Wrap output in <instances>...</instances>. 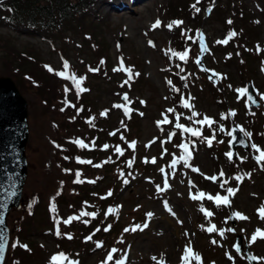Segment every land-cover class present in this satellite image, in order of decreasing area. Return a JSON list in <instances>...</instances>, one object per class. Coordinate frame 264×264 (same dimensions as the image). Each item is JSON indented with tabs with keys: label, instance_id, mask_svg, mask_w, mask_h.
<instances>
[{
	"label": "rangeland",
	"instance_id": "obj_1",
	"mask_svg": "<svg viewBox=\"0 0 264 264\" xmlns=\"http://www.w3.org/2000/svg\"><path fill=\"white\" fill-rule=\"evenodd\" d=\"M95 4L92 17L55 34L24 27L14 30L2 21L0 10V76L11 78L25 100L28 125L23 204L8 216L4 264H67L59 257L51 262L58 253L78 264H102L113 248L118 251L108 264L125 254V264H157L161 258L162 264H181L189 243L200 264H250L233 247L237 234L254 256L264 257V239L246 242L257 228L264 230V221L257 216L264 203V165L253 159L257 153L250 146L247 151L237 147L231 160L225 155L230 151L232 126L251 132L248 144L264 149V100L260 99L264 0ZM156 20L161 24L153 29ZM173 21L183 23L169 29ZM229 33L235 35L229 39ZM226 39L227 43H217ZM121 60L130 73L113 71L121 67ZM58 72L74 76L78 83ZM248 84L256 107L237 91ZM77 88L86 90L77 96ZM185 103L190 107L185 108ZM116 104L124 105L128 114ZM193 111L199 115L193 117ZM205 116L214 121L211 126L196 123ZM165 119L169 122L157 125ZM178 124L199 130L200 135L193 136ZM213 135L209 146L205 138ZM132 142L134 147L129 146ZM181 144L190 153L188 166L181 159ZM117 146L122 154L116 152ZM77 158L92 163H79ZM76 173L80 182H74ZM213 175L218 177L211 185L213 197L227 195L229 187L238 188L229 198L230 207L191 198L197 188L209 185L204 176ZM236 176L243 179L238 183ZM223 180L228 182L221 188ZM201 208L213 215L205 216ZM81 212L96 215L64 223ZM235 212L249 219H233L232 224L227 218ZM211 225L224 229L223 236L219 231L209 233L206 229ZM189 264L198 262L192 258Z\"/></svg>",
	"mask_w": 264,
	"mask_h": 264
},
{
	"label": "snow or ice",
	"instance_id": "obj_2",
	"mask_svg": "<svg viewBox=\"0 0 264 264\" xmlns=\"http://www.w3.org/2000/svg\"><path fill=\"white\" fill-rule=\"evenodd\" d=\"M197 2H199V0H197ZM196 11H199V9L197 8ZM182 23H183L182 21H173L169 25H167V27L169 29H171L173 27V25L179 26ZM228 23H231V21H228ZM160 24H161V22L159 20H156L155 23H153L152 28L155 29V28L159 27ZM199 35L201 36V51L203 52L204 51V46H203V41H202V34H199ZM234 35H235V33H229L228 34V38L230 39ZM227 42H228L227 39L226 40H223V41H217V43H227ZM149 44L151 45L152 42L149 41ZM174 55H175V53H174ZM185 56H186V53L180 54V58L181 59H184ZM101 63H104V61L102 60ZM197 63H199V60L197 61ZM46 67H48V66H46ZM64 68H68V62L67 61H64ZM48 70L49 71H52V69L50 67L48 68ZM98 70H99L98 68L97 69H92V68L89 69V71H98ZM121 70H125V71H127L129 73L131 72V69H123V61L122 60H121V67L120 68H114L113 71H121ZM56 74L59 75V76H61V77H65V78H68V79H72L74 84L78 83L77 80H76V78L74 76L66 77L64 72H58ZM211 78L212 77L210 76L209 79H211ZM83 79H84L83 77H80L79 78V82H82ZM129 79H131V76H129ZM127 82L128 81H125V83H127ZM168 83L170 84L171 81H168ZM229 87H231V86H229ZM85 90L86 89L77 88V93H76L77 96H79V93L81 91H85ZM65 91L67 92V89H65ZM237 91L239 93H241V94L246 95L247 96V100L249 102H251L252 104H255L256 103V101L253 99V97L248 93V89L247 88L237 89ZM123 99L125 101L128 100V97H127L126 94L123 96ZM260 99L261 100H264V95H261L260 96ZM65 103H67V102H65ZM183 106L185 108L190 107V105H188L186 103ZM114 107L115 108H118V109L123 107L124 108L125 115L128 114V111L129 110L124 105L116 104V105H114ZM63 110L64 109H61V111H63ZM168 111L171 112V111H173V109H169ZM105 114L106 113H101V115H105ZM198 115H199L198 113H196L194 111L192 112V116L193 117L198 116ZM230 115H235V112H231ZM222 118H226V117H224V115L222 114ZM168 122L169 121L167 119H165L164 121H157V125L159 126L160 123H168ZM196 123L202 124V125L203 124H207V125L211 126L214 123V121L211 118L205 116L203 118V120L196 121ZM177 127L183 129L184 131L189 132L193 136H199L200 135L199 130H193L191 128H184L183 125H179V124L177 125ZM221 131H223V128H221ZM239 131L243 133V137L248 138L249 140L251 139V137L253 135L251 132H247V131L243 130L242 128H239ZM112 134H114V133H110V135H112ZM171 135H173V134L170 133L169 134V138H171ZM228 135L229 136H232V141L229 142L231 144L233 141H235L236 137L233 136V133L232 132H229ZM214 138H215L214 135L211 138H205L207 140L209 146H211L212 140ZM239 142L242 145H244L245 147H249L250 146L251 149L253 150V152L254 153H257L256 155L253 156V159L256 161L257 164L264 165V149H262L260 146L256 145L255 143H252V144L249 145V144L245 143V140L244 139H241ZM75 143L78 144L80 147H86V145H84L83 142L80 141V140L75 141ZM134 145H135V142H132L129 146L130 147H134ZM104 147L107 148L108 145H104ZM179 147L181 149H184V154L182 155L181 159H183L185 161V166H188L187 161H188V159H190V153H188V151H187V146L185 144H181V145H179ZM116 152L122 154V150H121V148L119 146L116 147ZM225 155L231 160L234 154H233L232 151H229ZM65 159H67V157H65ZM77 159H78V162L79 163H88V164H91L92 163L91 161H82V160H79V158H77ZM240 159L243 160V158H240ZM153 162H155L154 159H153ZM175 163H176V160L174 159L173 160V165H175ZM130 165H131V161L129 162V166ZM95 166L96 167H99L100 165H95ZM192 170L193 171H199V169H195V168H193ZM65 171H68V170H65ZM160 171L163 172L164 169L161 168ZM76 175H77V180L74 181V182H80L79 181L80 173H76ZM219 175H220V177H223L224 176V173L221 171V173ZM247 175H250V173L247 174ZM205 178L206 179H210L213 182H217V180H218V177L215 176V175H213L211 177H205ZM233 179H235L239 183L243 179V177L236 176V177H233ZM126 182L127 181H125V183ZM227 182H228L227 180L221 181L220 187L221 188H224V185L227 184ZM189 184L191 185V181H189ZM168 187H169V184L167 183V180H165V182H164V189H167ZM157 190L158 191H161L162 189L160 188V186H157ZM226 191H227V195L221 196L219 194H216L215 197H213L212 195H208L207 196V199L214 201L216 203L217 207H219L221 205L226 206V207H230L231 201H230L229 198L231 196H234L235 195L236 191H238V188H231V187H229V188H227ZM57 195H59V193H57ZM108 195H111V192H109ZM205 195H206L205 193L201 192V193H198L196 196H192L191 198L192 199L203 198ZM165 208L167 209V203L166 202H165ZM50 210L53 211V212L55 211V204H52L51 205ZM109 211H112V209H110ZM201 211L204 212L205 216H207V217H210V216L213 215V213L211 211H207V210H205L203 208H201ZM87 215H90V216H93L94 217L96 214L95 213L81 212L80 213V216L69 217L67 220L64 221V223L65 224H69V223H71L72 220H77V219H80L81 216H87ZM106 215H107V213H106ZM146 215L150 217L152 214L151 213H147ZM257 216H258V218L260 220L264 221V203H262L261 206L257 209ZM231 219L247 220L249 218L247 216H245L244 214H242V213L235 212V213H232L227 218V220H231ZM55 222L57 224L59 223L58 220L55 221ZM85 223H87V221H85ZM3 224H4V219H3L2 216H0V225H3ZM146 226L147 225L145 224L144 227H146ZM137 227H139V226H137ZM108 230H109L108 228H105L104 229V231H108ZM129 230L130 229H128V228H125L124 229L125 232H128ZM131 230L132 231H135L136 228H133ZM206 230L209 233H212V232H215V231H219V234L221 236H223L224 231H225L224 229L217 230V228H216L215 225H211ZM97 231H99V229H97ZM227 231L228 232H234L235 229L234 228H228ZM57 235H60L59 229H57ZM186 235H187V233H186ZM67 238L68 239H71L72 237H71V235H68ZM91 238L92 237L89 236L86 239H89L90 240ZM257 239H264V230L257 228L253 232V234L251 235V237L246 242L249 243V244H252V243H255L257 241ZM6 241H7L6 229L5 228H0V260H2V254H3V251H4V247H5ZM211 242L213 244H216L217 243L216 240H212ZM16 246H17L16 243H13L12 244V247L13 248H15ZM96 246L97 247H102V244L100 242H97V245ZM21 247H27V246L26 245H21ZM233 247L236 249V251L238 253L240 252L241 249H240V246L238 244L237 245H233ZM117 251L118 250L115 249V248L111 249L109 251L108 255L106 256L105 261H103L102 264H108L109 261H112L113 260V253H115ZM226 255H227V253H226ZM58 257L60 258V261L61 262L66 261L67 264H78V262H75V261L70 260L64 253H58V254L53 255L51 257V262H57ZM192 258H194L198 262V264H200L201 258L199 256V254L192 251L191 244L189 243V245H186L185 248H184V254L181 257V264H189V261ZM228 258L230 260L232 259L231 256H229ZM125 259H126V254H125L124 257H121L119 260H116L115 261V264H125ZM152 259L153 260H156V257H153ZM248 259L249 260H253V261H260V260H264V257H256V256H251L250 255V256H248ZM157 264H162V258H161L160 261L157 262Z\"/></svg>",
	"mask_w": 264,
	"mask_h": 264
},
{
	"label": "water",
	"instance_id": "obj_3",
	"mask_svg": "<svg viewBox=\"0 0 264 264\" xmlns=\"http://www.w3.org/2000/svg\"><path fill=\"white\" fill-rule=\"evenodd\" d=\"M248 93L254 97L252 87L248 85ZM250 102V106H257ZM27 104L18 92L14 82L9 77H0V216L4 224L0 228L6 229L7 241L2 254L0 264H3L7 249L9 230L7 216L11 209L21 205L22 187L26 176L25 145L28 137L27 129ZM235 141L231 143L233 156L235 149L241 146L247 147L239 141L245 138L236 128H233ZM245 143L246 140H245ZM240 246V237H237ZM247 256H250L247 253Z\"/></svg>",
	"mask_w": 264,
	"mask_h": 264
},
{
	"label": "trees",
	"instance_id": "obj_4",
	"mask_svg": "<svg viewBox=\"0 0 264 264\" xmlns=\"http://www.w3.org/2000/svg\"><path fill=\"white\" fill-rule=\"evenodd\" d=\"M99 0H0L2 21L14 30L22 27L55 34L92 17Z\"/></svg>",
	"mask_w": 264,
	"mask_h": 264
},
{
	"label": "bare ground",
	"instance_id": "obj_5",
	"mask_svg": "<svg viewBox=\"0 0 264 264\" xmlns=\"http://www.w3.org/2000/svg\"><path fill=\"white\" fill-rule=\"evenodd\" d=\"M206 176H204V180H206L207 182H209V185H207L206 187H199V188H197V192H196V195L198 194V193H201V192H203V193H205L206 195L203 197V198H198V199H204L206 202H212V200H208L207 199V196L208 195H214V192H213V188L211 187V185L212 184H214V182L212 181V180H210V179H206L205 178ZM192 197V196H191ZM188 239H191V238H188V237H186V240L188 241ZM184 254V253H183Z\"/></svg>",
	"mask_w": 264,
	"mask_h": 264
}]
</instances>
